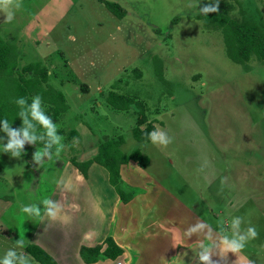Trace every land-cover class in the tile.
I'll use <instances>...</instances> for the list:
<instances>
[{
    "label": "rangeland",
    "instance_id": "374dc122",
    "mask_svg": "<svg viewBox=\"0 0 264 264\" xmlns=\"http://www.w3.org/2000/svg\"><path fill=\"white\" fill-rule=\"evenodd\" d=\"M112 1L125 9L122 18L97 0H0V36L16 47L17 69L41 61L49 83L69 104L54 123L61 139L40 161L33 154L42 148L28 141L26 158L3 152L0 135V258L12 251V264H21V258L39 264L24 250L33 238L49 243L59 260L57 252L70 253L76 211L94 215L98 177L83 176L68 159L82 161L92 153H76V147L94 144V151L104 136L121 134V150L139 148L148 155L145 171L186 206H196L200 218L223 237L254 228L256 236L236 253L264 264V63L232 62L221 33L195 18L215 0ZM241 7L232 16L264 24V0H244ZM109 90L145 104L147 121L167 143L136 140L131 128L137 106L112 108L105 101ZM71 129L77 134L68 139ZM63 179L64 192L58 187ZM81 181L85 193H79ZM54 195L69 208L43 203ZM28 205L39 215L21 210ZM234 218H239L236 228Z\"/></svg>",
    "mask_w": 264,
    "mask_h": 264
},
{
    "label": "trees",
    "instance_id": "16d2710c",
    "mask_svg": "<svg viewBox=\"0 0 264 264\" xmlns=\"http://www.w3.org/2000/svg\"><path fill=\"white\" fill-rule=\"evenodd\" d=\"M97 1L115 17L120 19L124 16L125 9H122L117 2L112 0ZM243 2L244 0H215L208 7L211 8L216 5V11L207 13L200 11L195 15V18L200 20L205 27L218 30L221 33L225 53L232 62L244 65L250 59H256L264 63V24L251 20L244 15L237 18L231 14L236 7L242 11ZM158 69L157 75L162 79L161 66L158 65ZM37 95L41 99L44 114L51 118L53 124L58 122L60 117L69 109L63 92L49 83L48 68L37 60L28 62L17 69L16 47L0 36V119L7 120L12 130H19L23 125L18 113L31 103L33 96ZM18 98L25 99L23 106L15 103ZM105 101L109 106L118 110H127L131 104H135L137 110L135 122L131 128L132 136L138 141L151 139V134L154 133L155 128L151 121H147L145 104L138 101L134 96H128L114 90L107 92ZM29 120L34 125L33 128L29 129V133L36 136V139L31 143L42 149L47 147L48 152L51 153L54 149L51 138L44 134L43 127L36 124L30 117ZM58 131L62 132L61 129ZM76 134V129H71L66 137L71 139ZM0 135L7 143L9 137L6 133L0 131ZM123 142L124 137L121 134L104 136L98 141L97 152L93 157L84 161H77L75 157H70L68 161L83 176H86L87 168L91 163L95 162L102 166L107 171L109 185L113 187L120 201L126 203L131 200L133 190H128L123 185L119 167L129 160H133L137 166L146 168L149 164V157L142 153L139 148H134L126 153L123 152L120 148ZM21 152L20 156L26 158L24 145ZM103 243L105 247L102 249ZM24 250L39 264H57L47 252L36 244H24ZM121 253L122 249L110 236L105 237L101 244L81 245L79 247V255L87 264L96 262L100 255L115 259Z\"/></svg>",
    "mask_w": 264,
    "mask_h": 264
},
{
    "label": "crops",
    "instance_id": "0c3cea01",
    "mask_svg": "<svg viewBox=\"0 0 264 264\" xmlns=\"http://www.w3.org/2000/svg\"><path fill=\"white\" fill-rule=\"evenodd\" d=\"M93 145L76 147L75 152L86 150L88 154L92 153L84 159L87 160L97 152V145L94 151ZM69 166L74 167L71 163ZM74 170L77 169L74 167ZM90 172L98 177L96 208L94 215L89 218L84 217L82 211H76L78 228H75L76 242L73 249L69 250L70 253L63 252L64 249L57 252L61 262L47 248L49 243L43 244L36 238L28 242L50 253L58 264H71V260L73 264H87L79 255V247L101 244L107 236L122 249V253L115 259L100 255L96 262L90 264H176L181 263V259L184 264H254L228 250L222 241V234L200 218L196 206H186L133 160L121 164L119 173L128 190H141L134 192L131 200L126 203L120 201L109 185L107 171L102 166L93 162L87 168V175ZM65 186L63 179L58 187L64 192ZM78 186L79 193L87 192L84 182L81 181ZM52 192L53 189L50 194ZM55 197L50 198V201H56L62 208H69L60 198ZM175 209H179L182 215L175 213ZM104 247L103 243L102 249ZM205 250L209 260L200 261L199 255L205 254Z\"/></svg>",
    "mask_w": 264,
    "mask_h": 264
},
{
    "label": "clouds",
    "instance_id": "9594fccd",
    "mask_svg": "<svg viewBox=\"0 0 264 264\" xmlns=\"http://www.w3.org/2000/svg\"><path fill=\"white\" fill-rule=\"evenodd\" d=\"M200 11L203 13H207L209 11H216V5H213L211 8H209L207 6V4H205V6L200 9ZM11 16H12V14H11V12H9L7 19L10 20ZM15 103L17 105L23 106L25 104V99L24 98H18V99H16ZM18 115L21 118L22 125H23L19 130H12L10 128V124L7 120L0 119V125H2V127H0V131H3L4 133H6V135L9 137L8 142L6 144L3 143V145H2L3 152H8L11 154V156L18 157L22 154L21 149H22L24 141H28L29 143H31L33 140L36 139L35 135H31L29 133V129L34 127V125L32 123H30L29 117L31 118V120L35 121L36 124H38L39 126L44 128V130H45L44 134H46L48 137L51 138L52 143H55L61 139V137H59L55 134L56 126L51 122V118L44 114V110L41 107V99L38 95L33 96L31 99V103L28 104L26 108L22 109L18 113ZM18 137H20V138H18ZM0 139H3V138H0ZM151 140L153 142L158 141L160 144H166L167 143V141L164 140L163 136L159 135L157 133L151 134ZM61 147L62 146H58L56 152H59ZM42 155H44V156L50 155L48 150H47V147L42 149L41 151L35 152L33 154V159L36 161H40ZM43 203L45 205H51L52 204V202L49 200H45V201H43ZM21 210L25 213L39 215V210L35 207V205L24 206ZM47 211H48L49 215L54 214L52 212L51 208H48ZM238 223H239V218H234L231 221V226L233 228H236V227H238ZM255 236H256V232H255L254 228L249 227L247 229L246 235H242L239 237L234 236L232 239H229L228 236L225 235L222 238V241L226 245L228 250H230L232 252H236V251H239L240 249H242L244 247V245H245L244 242L246 239L248 240V239L253 238ZM15 244L22 246L23 241L17 239L15 241ZM12 256H14V253L12 251L5 252L3 257L0 258V264H12V261L9 259V257H12ZM199 260L200 261H208L209 260V256L207 255L206 250H205V254L199 255ZM21 264H25V261L23 258H21Z\"/></svg>",
    "mask_w": 264,
    "mask_h": 264
}]
</instances>
